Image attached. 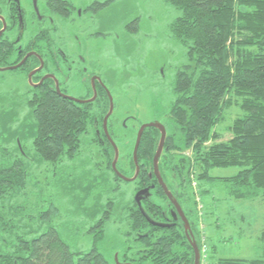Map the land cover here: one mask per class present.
Wrapping results in <instances>:
<instances>
[{
    "label": "trees",
    "instance_id": "obj_1",
    "mask_svg": "<svg viewBox=\"0 0 264 264\" xmlns=\"http://www.w3.org/2000/svg\"><path fill=\"white\" fill-rule=\"evenodd\" d=\"M109 1H97L94 10L97 12ZM164 1L181 10L170 25L171 36L185 45L190 64L179 68L173 80L174 97L168 113L172 128L171 132L166 130L159 173L181 208L185 204L184 213L197 234L195 242L201 253V231L190 218L199 216L198 197L194 200L195 209L189 207L190 194L199 195L200 180L222 181L228 195L235 199L264 201V0ZM63 2L50 4L59 9ZM6 35L0 37L1 64L10 59L3 55L11 48ZM33 90L32 94L21 96L33 125L29 145L15 144L11 150L0 146V264H114L98 245L105 238L107 221L116 213V204L118 220L127 226L123 231L127 244L120 245L117 252L119 262L193 264V248L182 220H173V206L153 174L152 159L160 131L146 128L139 142L136 155L140 169L131 182L134 196L148 188V193L140 198V206L134 198L127 202L115 200L122 192L120 184L127 181L113 174L111 144L106 141L103 149L95 137L96 123L100 128L106 109H94L92 103L78 104L47 88ZM234 105H238L242 114L227 125L230 136L225 140L215 128L223 120L224 111ZM3 107L9 108L0 105V111ZM111 120L115 132L117 122L112 117ZM125 125L121 127L124 129ZM112 134L116 144L120 134ZM92 135L97 153L104 151L101 159L107 171L94 189L89 188L82 207L72 210L77 216L89 218L58 226L51 223L41 226L40 222L34 226L43 215L42 211L37 215L31 211L37 208V193L28 190L33 175L26 157L32 151L31 159L44 164L58 181L64 172H71V163L86 136ZM124 146L126 152L115 167L130 177L135 166L127 142ZM229 166L239 170L229 177L209 174L213 168ZM96 209H100L99 216ZM53 211L58 212V208L51 202L47 212ZM261 228L258 238L264 243V224ZM79 234L90 237L89 249L77 247ZM214 264H264V256H224Z\"/></svg>",
    "mask_w": 264,
    "mask_h": 264
},
{
    "label": "rangeland",
    "instance_id": "obj_2",
    "mask_svg": "<svg viewBox=\"0 0 264 264\" xmlns=\"http://www.w3.org/2000/svg\"><path fill=\"white\" fill-rule=\"evenodd\" d=\"M69 1L81 7L97 0ZM180 14V9L164 0H110L91 20L88 31L102 32V38L92 39L90 44L92 48H98V55L93 56V59L104 61L106 88L114 101L111 116L113 120L123 124L125 120L130 123L131 118L138 125L160 121L171 132L172 124L168 113L174 97L173 80L179 68L190 64L185 45L171 36L170 25ZM97 43L99 47L96 46ZM2 77L0 76V105H7L9 108L3 107L0 111V146L10 150L15 144L28 146L33 125L29 110L22 103V86L12 73ZM77 93L73 91L74 96L80 95ZM241 114L238 105L224 111L223 120L215 128L222 134V139L227 140L230 136L227 125ZM128 132L126 127L121 129L120 138L116 139L121 158L126 152L124 145L130 139ZM93 137L86 136L76 160L71 163V172H64L58 181L54 180L53 173L46 170L44 164L31 159L32 151L29 153L31 156L26 157L33 175L28 190H35L37 193L35 200L38 205L31 211L36 215L42 211L43 215L38 222L33 223L34 226L39 222L41 226L50 223L58 226L89 218L87 215L77 216L72 210L82 207V201L89 190L97 186L102 180L101 175L107 171L96 151ZM127 150H130L129 146ZM238 170L235 166L217 167L211 169L209 174L214 177H229ZM198 186L199 195L190 194L192 200L189 207L195 209L194 200L198 197L199 216L197 214L190 218L201 231L200 240L205 250L201 264H214L215 260L224 256H264V243L258 238L264 224V201L260 198L235 199L228 195L226 185L220 180H200ZM132 188L131 181L122 182V192L117 194L115 200L120 198L127 202L134 198ZM49 201L55 204L58 212H47ZM95 211L93 210V214ZM117 216L116 212L107 221L105 238L98 245L105 257L111 260H115L114 256L121 249L120 245L127 244L123 234L127 226L124 221H115ZM77 241L78 246H75L81 250L90 248L89 236L79 234Z\"/></svg>",
    "mask_w": 264,
    "mask_h": 264
},
{
    "label": "flooded vegetation",
    "instance_id": "obj_3",
    "mask_svg": "<svg viewBox=\"0 0 264 264\" xmlns=\"http://www.w3.org/2000/svg\"><path fill=\"white\" fill-rule=\"evenodd\" d=\"M56 1L58 0H0V22L2 25L0 30L4 26L2 18L6 25L0 37L7 33V40L11 43L9 52L3 53V55L10 59L7 60V64L0 63V68H9L10 66L19 64L14 68L0 70V75L4 76L7 73L14 74L16 81L22 86V95L28 92L32 94L33 89L42 90L45 88L58 93L60 96H71L78 100H89L95 94L94 99L90 102L79 103H92L91 107L94 109H106L101 120V127L98 128V122L96 121L97 128L95 129V137L104 149L106 141L111 144L105 133L103 122L104 117L109 112L105 66L104 61L93 59V56L98 55V48L94 49L90 44L92 39L97 40L99 37L102 38V32L88 31L90 22H92L91 20L100 12V10L96 12L93 5L98 0L81 7L74 5L69 0H61L64 2L59 9H55L50 4H55ZM10 25L15 26L13 29H8ZM96 46L99 47V44L97 43ZM29 76L31 81L29 80ZM73 91L80 93V95L74 96ZM112 114L106 119V131L112 139V133L119 135L120 130L123 129L121 125L126 123L125 127L127 132L129 129L128 134L130 135L127 144L131 151L130 155H132L137 130L140 125L131 118L129 119L130 123L126 120L123 124L122 122L115 121L119 125L116 127L117 129H114V132L112 120L110 122ZM117 138H120V135ZM102 153H104L103 150L102 152H98L99 156ZM112 171L114 174L113 167ZM108 177H110L109 174ZM184 205L183 203L181 209L184 208ZM174 210L172 208L171 211L173 220H182L178 213L173 215ZM115 211L117 212V204ZM96 212L98 213L97 216H99L100 209ZM185 218L187 219L186 215ZM182 223L185 226L183 220ZM187 231L188 233H185L186 238L189 236L191 240L195 241L197 234L190 228V223ZM187 240L189 241L188 238Z\"/></svg>",
    "mask_w": 264,
    "mask_h": 264
},
{
    "label": "water",
    "instance_id": "obj_4",
    "mask_svg": "<svg viewBox=\"0 0 264 264\" xmlns=\"http://www.w3.org/2000/svg\"><path fill=\"white\" fill-rule=\"evenodd\" d=\"M2 22H3V28L0 30V35L2 34V32L5 30L6 28V25H5V22L2 18ZM19 65V64H18ZM18 65H15V66H10L9 68L6 67V68H0V70H7V69H10V68H14ZM29 80H30V76H29ZM31 81V80H30ZM58 92L60 93V91L58 90ZM107 94H108V99H109V108H108V113L107 115L104 117L103 119V122H104V130H105V133L106 135L108 136V139L111 141V144L113 146V149H114V158H113V161L111 163V167H113V170L115 172V174L118 175V177L122 178L124 181H133L137 178V175L139 173V169H140V166L138 165V159H137V150H138V147H139V141H140V138H141V135H142V131L145 129V128H148V127H154L156 128L158 131H160V138L158 140L159 144L157 146V149L154 153V156H153V159H152V165H153V173H154V176H156V179H157V182L159 184L160 187L163 188V191L166 195V197L169 199L170 203L172 204L173 208L175 209L174 212H173V215L175 213H178L182 220L184 221L185 223V226H184V232L185 233H188L187 229H189V223H188V220L185 218V215H184V212H183V209H181V206L180 204L178 203L177 199L172 195V193L170 192V190L168 189V187H166V184L164 183L163 181V178L162 176H160V173H159V165H158V160L160 158V155H161V152H162V149L164 147V140L166 138V135H167V131L165 129V126L162 122H158V121H151V122H148V123H144V124H141L140 127L138 128L137 130V136H136V140H135V145H134V148H133V152H132V155H133V162H134V166H135V172L132 176L130 177H126L124 175H122L117 167L116 166V162L118 160V147H117V144H114V142L112 141V139L110 138V136L108 135L107 131H106V119L108 116H110L113 112V99L111 98V95L107 89ZM63 97H66V98H69L73 101H76V102H90L91 100L94 99L95 97V94L93 95V97H91L89 100H81V99H76L74 97H71V96H65V95H62ZM148 193V188H145V189H141L139 190L135 196H134V200H136L137 204L140 206V198L147 194ZM187 238L189 239L191 245H192V248H193V254H194V261H193V264H200V255L201 253L199 252V248H198V245L197 243L194 241V240H191L189 238V236H187ZM115 260H114V264H125V263H122L121 261L119 262V259L117 257V254H115Z\"/></svg>",
    "mask_w": 264,
    "mask_h": 264
},
{
    "label": "built area",
    "instance_id": "obj_5",
    "mask_svg": "<svg viewBox=\"0 0 264 264\" xmlns=\"http://www.w3.org/2000/svg\"><path fill=\"white\" fill-rule=\"evenodd\" d=\"M194 185V184H193ZM200 239H202V238H200ZM201 242H202V240H200ZM204 246H203V242H202V247H201V253H202V262H203V260H204V256H205V254H204Z\"/></svg>",
    "mask_w": 264,
    "mask_h": 264
}]
</instances>
